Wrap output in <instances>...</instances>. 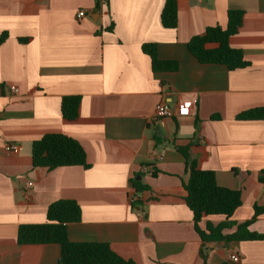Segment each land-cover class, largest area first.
Wrapping results in <instances>:
<instances>
[{
	"label": "crops",
	"instance_id": "crops-1",
	"mask_svg": "<svg viewBox=\"0 0 264 264\" xmlns=\"http://www.w3.org/2000/svg\"><path fill=\"white\" fill-rule=\"evenodd\" d=\"M165 1L0 0V35L9 34L0 46V264H58L59 245H21L17 234L20 225L45 223L61 199L82 209L68 227L71 241L109 243L135 264H264V240H201L175 147L190 145L220 186L241 192L231 221L264 207V121L236 118L264 106V0H178L175 29L162 25ZM229 10L244 12L230 44L249 62L233 71L201 64L188 49L208 27L225 28ZM149 43L160 59L177 60L178 71L154 73L142 49ZM63 96H81L76 121L64 119ZM160 103L175 114L156 116ZM49 133L77 139L89 168L33 167L32 143ZM249 229L264 234V214Z\"/></svg>",
	"mask_w": 264,
	"mask_h": 264
},
{
	"label": "trees",
	"instance_id": "trees-1",
	"mask_svg": "<svg viewBox=\"0 0 264 264\" xmlns=\"http://www.w3.org/2000/svg\"><path fill=\"white\" fill-rule=\"evenodd\" d=\"M178 0H166L161 13V22L165 28L178 27ZM244 12L229 10L227 26L208 27L205 33L196 35L188 42L189 52L201 64H216L233 71L249 66L243 51L233 48L230 38L236 35L243 25ZM113 30V26L109 27ZM9 38L8 32L0 35V46ZM21 41H27L22 39ZM143 52L151 59L154 73L176 72L179 69L177 60H162L159 58L158 46L154 43L144 44ZM81 96H63L61 111L65 120L76 121L79 116ZM237 120L264 121V106L256 107L239 113ZM185 158L189 179L184 183L185 200L193 213L195 230L204 243L212 241H254L264 240V234L250 231V226L258 217L264 214V207L256 205L254 215L244 223L231 221L234 213L242 204V194L239 190L222 187L217 183L214 171L202 169L198 161L190 154V145L175 146ZM33 167L53 170L59 167L81 166L89 168L87 154L82 144L75 138L49 133L32 143ZM259 180L264 184V170ZM138 182H135V186ZM137 189L142 190L141 187ZM137 204V203H136ZM47 220L42 224H23L18 228L17 242L21 245L57 244L60 246L58 264H135L118 254L106 242H73L69 239L68 227L82 219V209L73 199H61L49 205L46 212ZM224 216L227 220L219 225L207 223L205 228L200 223L209 217ZM237 225V232L229 235L223 230ZM201 255L206 259L204 250Z\"/></svg>",
	"mask_w": 264,
	"mask_h": 264
},
{
	"label": "built area",
	"instance_id": "built-area-1",
	"mask_svg": "<svg viewBox=\"0 0 264 264\" xmlns=\"http://www.w3.org/2000/svg\"><path fill=\"white\" fill-rule=\"evenodd\" d=\"M86 15L84 10H80L77 13V18H83ZM11 92L14 94H18L19 93V88L17 86H11L10 88ZM175 113L173 112L172 108L167 104V103H160L156 106V116L158 117H163L164 118H171ZM7 150L13 153H18L20 151V146L18 144L15 143H9L6 146ZM33 185V182H29L28 186L31 187ZM137 199L133 198V202H136ZM231 260H233L234 262H240V258L237 254H232L230 256Z\"/></svg>",
	"mask_w": 264,
	"mask_h": 264
}]
</instances>
